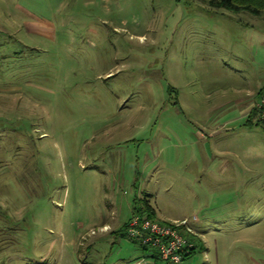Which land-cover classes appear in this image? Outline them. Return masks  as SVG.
<instances>
[{
    "label": "rangeland",
    "instance_id": "obj_1",
    "mask_svg": "<svg viewBox=\"0 0 264 264\" xmlns=\"http://www.w3.org/2000/svg\"><path fill=\"white\" fill-rule=\"evenodd\" d=\"M262 86L264 13L0 0V264H169L127 236L147 193L180 264H264Z\"/></svg>",
    "mask_w": 264,
    "mask_h": 264
},
{
    "label": "built area",
    "instance_id": "obj_2",
    "mask_svg": "<svg viewBox=\"0 0 264 264\" xmlns=\"http://www.w3.org/2000/svg\"><path fill=\"white\" fill-rule=\"evenodd\" d=\"M252 112L260 121H264V93L253 104ZM187 229L190 231V228ZM126 232L133 242L148 250L150 258L156 256L169 264H180L194 247L188 232H182L179 226L160 224L144 215H132L127 222Z\"/></svg>",
    "mask_w": 264,
    "mask_h": 264
},
{
    "label": "trees",
    "instance_id": "obj_3",
    "mask_svg": "<svg viewBox=\"0 0 264 264\" xmlns=\"http://www.w3.org/2000/svg\"><path fill=\"white\" fill-rule=\"evenodd\" d=\"M207 6L211 9H223L231 13L247 12L254 16H261L264 13V0H207ZM248 119V123H250V125L254 123L255 126L264 128V121L252 122V116H248ZM146 198L142 199V207H136V205L133 206L131 214L144 215L148 219L154 221V212L148 205ZM192 241H194L195 246L190 250L191 252H189V254L184 256L183 261L187 260L197 251H204V247L199 240L192 237ZM152 257L156 258V256Z\"/></svg>",
    "mask_w": 264,
    "mask_h": 264
},
{
    "label": "crops",
    "instance_id": "obj_4",
    "mask_svg": "<svg viewBox=\"0 0 264 264\" xmlns=\"http://www.w3.org/2000/svg\"><path fill=\"white\" fill-rule=\"evenodd\" d=\"M257 87H258V86H257ZM261 89H264V86L259 87V88H257V89H250V91H249V90L244 91V92H247V94L250 95V97L247 96V97H245V98L242 99V100L244 101V103L246 104V102H247L248 100H251L255 95L259 94V90H261ZM246 99H247V100H246ZM242 100H241L240 102H242ZM244 103H243V104H244ZM243 110H244V109H242V111L240 110L239 113H240L241 115L247 117V114H246L245 110H244V111H243ZM253 127L261 128L262 130H264V128H262V127H260V126H255L254 123H253V124L250 125V131L252 130ZM146 195L149 196V197H147V198H151V196H152V194H149V193H147ZM158 211H159V210H158ZM156 214H157V212H156ZM157 217L160 218V219H162V220H179L178 217H170V215H167V214H165V213H161L160 211H159V213L157 214Z\"/></svg>",
    "mask_w": 264,
    "mask_h": 264
}]
</instances>
